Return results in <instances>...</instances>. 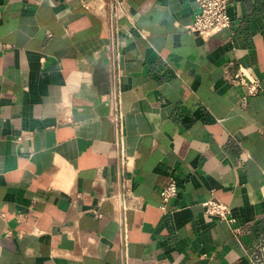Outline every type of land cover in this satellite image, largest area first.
Segmentation results:
<instances>
[{"label": "crops", "instance_id": "0c3cea01", "mask_svg": "<svg viewBox=\"0 0 264 264\" xmlns=\"http://www.w3.org/2000/svg\"><path fill=\"white\" fill-rule=\"evenodd\" d=\"M199 11L0 0V264H264V0L209 37Z\"/></svg>", "mask_w": 264, "mask_h": 264}, {"label": "built area", "instance_id": "2783aa9c", "mask_svg": "<svg viewBox=\"0 0 264 264\" xmlns=\"http://www.w3.org/2000/svg\"><path fill=\"white\" fill-rule=\"evenodd\" d=\"M197 1L200 5V11L196 14L195 20L187 26L190 31L209 37L232 25L233 20L229 13L231 0ZM85 5L91 9L94 8L97 13H103V4L92 6L90 3H87ZM231 81L245 85L248 95H255L263 89L261 79L244 67L231 78ZM118 120L120 121V117ZM178 190L177 181L172 178L161 189L160 193L164 201L169 203L177 195ZM203 206L207 214L226 220L233 227L236 234L240 233V226L237 224V219L233 215L232 208L228 203L220 200L215 195H211L203 201Z\"/></svg>", "mask_w": 264, "mask_h": 264}]
</instances>
